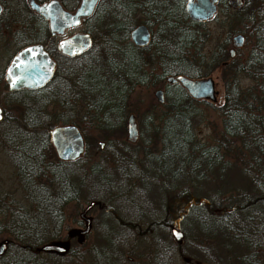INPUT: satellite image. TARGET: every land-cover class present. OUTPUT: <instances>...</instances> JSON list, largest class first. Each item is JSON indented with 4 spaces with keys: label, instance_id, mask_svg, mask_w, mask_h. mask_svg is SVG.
<instances>
[{
    "label": "trees",
    "instance_id": "16d2710c",
    "mask_svg": "<svg viewBox=\"0 0 264 264\" xmlns=\"http://www.w3.org/2000/svg\"><path fill=\"white\" fill-rule=\"evenodd\" d=\"M184 1L98 0L85 22L92 43L84 52L56 56L53 75L39 88L0 89L28 131L41 133L14 159L29 205L4 203L10 216L6 228L0 225L8 234L0 264H172L182 256L209 264L262 263L264 0H241L227 15L249 39L242 57H228L220 43L204 56L208 33L188 17ZM137 17L152 29L142 47L128 38ZM216 67L220 129L206 143L194 131L205 100L166 75L205 76ZM156 82L163 101L138 115L137 136L128 140L127 96L135 85ZM6 120L4 109L0 124ZM59 122L79 127L83 150L70 159H43L45 145L51 149L46 128ZM87 127L99 135L88 140ZM90 146L98 154L91 160ZM89 200L98 203L90 222L96 239L84 247L75 229L60 238L65 204ZM170 223L182 231L180 242L171 237ZM50 240L65 242L66 249L38 248ZM143 244L144 259L135 251Z\"/></svg>",
    "mask_w": 264,
    "mask_h": 264
},
{
    "label": "rangeland",
    "instance_id": "374dc122",
    "mask_svg": "<svg viewBox=\"0 0 264 264\" xmlns=\"http://www.w3.org/2000/svg\"><path fill=\"white\" fill-rule=\"evenodd\" d=\"M232 8L233 6H230L229 4H226L225 7H221V5H219V8L215 12L214 16L210 17L204 22L203 28L208 33L207 39L204 40L202 44V52L204 56H207L211 51H213L217 47L218 43L223 44V47L226 50L228 46H231V35L235 34V32L237 31L240 32L238 29L239 27L243 26L241 23L233 24L228 21L227 15L232 11ZM229 25L231 27H229ZM248 45L249 39L247 35H244L243 44L239 48L235 49V56L242 57ZM2 52L3 51H1L0 49V53ZM207 75H210L215 83L214 87L217 90L216 99L214 101H210L208 99L202 98L205 100V102L201 101L199 104L201 107V113L194 120V131L196 136L201 141L210 143L214 140L216 134L218 133V130L220 129V115L217 113L215 108V105L219 104L222 99L220 67L213 68ZM240 82L243 84L252 83L251 80L245 77H240ZM156 87L162 88V84L160 82H156L150 85H135L128 94L126 107L129 111L127 110V113L133 114L136 127L138 126V115L142 111H144V109L147 108L149 104L157 101L152 92ZM5 99V96L0 93V104L3 105V108L5 109L7 114V120L0 124V223H3V226L6 228V219L7 216H9V213L4 207V203L15 202L16 206L21 205L24 207L29 205V201L26 196H22V194L24 193V189L18 183L16 171L17 165L15 163L16 160L14 159L16 158L17 154L23 155V152L28 150V140H35L36 137L33 135H31L30 137L29 134L26 133V131H28L29 129V126L25 122L24 117H22L20 113H18L13 104ZM11 129H14L15 132ZM86 129L88 140H92V138H95L96 135H99L98 130L88 127ZM118 132H120V130L115 131V133L121 134V132ZM123 137H126L125 127ZM90 143L91 142L89 141V144ZM50 151H52V149H49V147L45 145V148H43L42 152L45 153L47 157H43V159L46 158L56 160L53 152L51 153ZM88 153L89 154L87 155L86 159L89 160L94 159L98 156L97 152H95L94 148L91 146L89 147ZM42 168H44V166H40L39 169ZM25 169L27 170L28 168ZM3 195L7 196L3 197ZM8 195H14L16 197V200L9 201L8 197L10 196ZM85 204V202L75 204L72 201L65 204V206L63 207L65 218L63 227L60 230V238L68 230L72 232L73 229L77 231L78 229L82 228L83 221L79 220L78 210ZM97 212L98 209L95 206H92L87 213L92 217L96 215ZM2 229L3 228L0 229V237L8 236V234H6ZM85 236L86 237L83 242L84 247H87L94 241V239H96L92 230H89V232ZM146 248V245L143 244V246H138L135 251L139 252L141 257L144 259L146 253L148 252ZM261 257V264H264V250L261 254ZM191 260L193 264H209L197 259ZM172 264L190 263L184 262L181 258H178Z\"/></svg>",
    "mask_w": 264,
    "mask_h": 264
},
{
    "label": "water",
    "instance_id": "95a60500",
    "mask_svg": "<svg viewBox=\"0 0 264 264\" xmlns=\"http://www.w3.org/2000/svg\"><path fill=\"white\" fill-rule=\"evenodd\" d=\"M215 0H186L185 11L194 19H205L212 15L215 10ZM95 0H80L73 11H67L61 8L57 0H49L44 4L32 3V6L43 16L49 19L50 30L60 31L64 26L74 25L79 21L80 16L90 13ZM239 4V0H234ZM132 41L138 45L145 44L148 41L149 31L143 23L136 24L129 32ZM233 44L238 45L242 41V35L235 33L232 36ZM90 43V36L87 32H74L68 37L61 39L59 46L62 51L68 54L79 52ZM233 48L229 49L232 55ZM53 65L51 58L44 52L40 44H33L25 50L17 53L13 62L5 71L4 79L8 89L15 88L22 84L38 83ZM167 81H178L189 95L195 98H204L210 101L216 99L217 90L214 81L210 75L189 77L183 74L166 75ZM153 95L158 102L163 101V89L156 87L153 89ZM0 108V118H1ZM126 138L134 140L137 136V127L132 113H128L125 120ZM49 140L54 154L59 159H70L77 156L83 150V136L79 128L72 122L56 123L49 130ZM103 142L98 141L99 147ZM264 201V196H263ZM95 200H89L79 215L83 213L94 203ZM84 227L76 231L78 240L88 230L89 217H84ZM169 232L174 241L180 242L182 231L172 223L169 224ZM6 238H0V255L5 249ZM42 250H54L63 252L66 249V243L62 241H48L39 246Z\"/></svg>",
    "mask_w": 264,
    "mask_h": 264
},
{
    "label": "flooded vegetation",
    "instance_id": "af4514ba",
    "mask_svg": "<svg viewBox=\"0 0 264 264\" xmlns=\"http://www.w3.org/2000/svg\"><path fill=\"white\" fill-rule=\"evenodd\" d=\"M47 1H49V0H0V49H1V51H3L2 53H0V89L1 90L8 92V91H17V90H21V89H34V88L41 87L47 83V81L51 78V76L54 73L55 64H56V56H60L63 58H65V57L75 58L76 56H78L82 52H84L91 45L92 35L88 30H86L85 22H86L87 18L93 12L95 5H96L98 0H95L93 7H92L89 14L84 15V16H80L79 21L76 24L64 26L60 31H57V30L51 31L49 28L48 17L43 16L40 12H38L32 6V3H36L39 5V4H44ZM79 1L80 0H57L58 4L61 6V8H63L64 10H67V11H73L76 8V6L78 5ZM240 1L241 0H239V4L237 5V4H235L234 0H224L225 4H229L230 6H233V7H238L240 5ZM185 2H186V0L184 1V5H185ZM217 2H218L217 0L214 1L215 10L212 13V15L205 18V19H202V20L194 19V18L190 17L186 11L185 12L189 18L196 20V21H199V22H202L204 24V22L206 20H208L210 17L214 16L215 12L218 10L219 4ZM184 10H185V7H184ZM138 23H143L148 28V31H149L148 41L142 45H138V44L134 43L130 37V34H129L130 30ZM79 31L80 32L84 31V32H87L89 34V36H90L89 45L86 46L84 49L80 50L79 52H75L72 54H68L65 51H62L61 47L59 46L60 40L68 37L69 35H71L74 32H79ZM151 31H152L151 27H149L144 21L139 20V17H137L136 21L133 23L131 28L128 30V38L132 44L142 47V46H145L146 44L149 43L150 37H151ZM235 33H240L242 35V41L240 44L234 45L233 39H232V36L234 34L231 35V39H230L231 46H228L226 48V52H227L228 57H233L235 55V51H236L235 49L239 48L243 44V41H244V33L243 32L237 31ZM37 43L41 45L44 52L53 61L52 67L49 70L45 71V75L43 76V78L41 79L40 82L22 84L20 86L15 87V88L8 89L7 83L4 79V74H5V71L8 69L9 65L13 62L14 56L17 53H19L20 51L25 50L26 48L32 46L33 44H37ZM231 47L233 48L232 55L229 54V49ZM0 108H1V114H2V116L0 118V121H1V119L3 117V110H4L2 104H0ZM61 123H65V122H61ZM54 124H56V123H54ZM36 127H38V126H36ZM50 127L46 128V133L48 136L47 137L48 142H49L50 147L52 149V152L54 154L52 145H51L50 140H49L48 130ZM11 130L15 132L14 129H11ZM26 133H28L30 137H31V135H33L35 137H39L41 135L40 132H34L33 133L32 131H26ZM81 133H82V131H81ZM82 136H83V133H82ZM98 141H97V143H98ZM83 143H84V136H83ZM54 156H55V154H54ZM56 159H59V158L56 157ZM6 196L7 195H3V197H6ZM8 196H10V197H8L9 201L16 200V197L14 195H8ZM22 196H25V194H22ZM13 203L15 204V202H13ZM95 203H97V202H94L83 213V215H79V212L82 210V208L84 206L79 208V210H78L79 220L83 221L82 228L84 227V224H85L84 217H89L88 230L81 236V240H78L79 242H82L85 239V235L90 230L91 216H89L87 212ZM15 206H16V204H15ZM0 225H3V223H0ZM0 238H3V237H0ZM4 238H6V240H7L6 241V245H7V242H8L7 236H4ZM77 239H78V237H77ZM6 245H5V248H6ZM181 259L184 262L193 264L192 260L188 256H182Z\"/></svg>",
    "mask_w": 264,
    "mask_h": 264
}]
</instances>
